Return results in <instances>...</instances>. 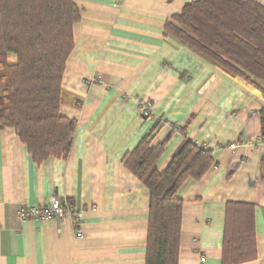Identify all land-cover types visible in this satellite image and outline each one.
<instances>
[{"label": "crops", "instance_id": "0c3cea01", "mask_svg": "<svg viewBox=\"0 0 264 264\" xmlns=\"http://www.w3.org/2000/svg\"><path fill=\"white\" fill-rule=\"evenodd\" d=\"M193 1L73 0L81 19L59 107L75 121L71 149L35 164L13 130L0 129V264H144L149 194L122 157L152 130L151 145H163L158 171L184 141L213 161L175 193L178 264H221L229 214L253 240L238 264H264V91L164 35ZM54 198L86 209L82 237L69 219H17L21 205Z\"/></svg>", "mask_w": 264, "mask_h": 264}, {"label": "trees", "instance_id": "16d2710c", "mask_svg": "<svg viewBox=\"0 0 264 264\" xmlns=\"http://www.w3.org/2000/svg\"><path fill=\"white\" fill-rule=\"evenodd\" d=\"M80 19L73 0H0V129L13 130L35 164L64 159L71 149L75 121L61 116L59 107ZM163 30L203 60L264 91V8L255 0H195ZM152 131L122 163L149 194L144 264H178L181 201L175 193L187 179L199 180L213 161L209 152L184 141L160 172L156 163L163 145H151ZM252 245L250 232L229 214L221 264L246 261Z\"/></svg>", "mask_w": 264, "mask_h": 264}, {"label": "built area", "instance_id": "2783aa9c", "mask_svg": "<svg viewBox=\"0 0 264 264\" xmlns=\"http://www.w3.org/2000/svg\"><path fill=\"white\" fill-rule=\"evenodd\" d=\"M152 106L148 101L141 102L139 113L143 118L149 119L152 117ZM264 139V135L262 137ZM86 212L85 208H76L70 205L67 201L58 198L52 199L48 205L42 206H25L21 205L16 211V217L19 221L23 222L28 219L36 220H55L62 222L64 219H69L73 230L77 237H82L81 230L79 229L81 221ZM203 262L204 259L201 258Z\"/></svg>", "mask_w": 264, "mask_h": 264}, {"label": "rangeland", "instance_id": "374dc122", "mask_svg": "<svg viewBox=\"0 0 264 264\" xmlns=\"http://www.w3.org/2000/svg\"><path fill=\"white\" fill-rule=\"evenodd\" d=\"M9 59L12 61H14V56L13 55H9Z\"/></svg>", "mask_w": 264, "mask_h": 264}]
</instances>
